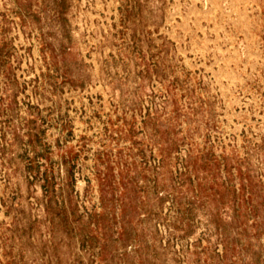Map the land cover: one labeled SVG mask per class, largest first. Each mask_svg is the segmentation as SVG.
I'll list each match as a JSON object with an SVG mask.
<instances>
[{"label": "rangeland", "instance_id": "obj_1", "mask_svg": "<svg viewBox=\"0 0 264 264\" xmlns=\"http://www.w3.org/2000/svg\"><path fill=\"white\" fill-rule=\"evenodd\" d=\"M0 264H264V0H0Z\"/></svg>", "mask_w": 264, "mask_h": 264}]
</instances>
